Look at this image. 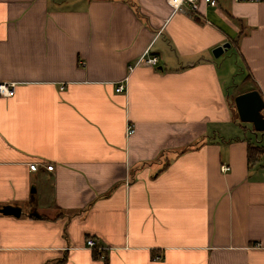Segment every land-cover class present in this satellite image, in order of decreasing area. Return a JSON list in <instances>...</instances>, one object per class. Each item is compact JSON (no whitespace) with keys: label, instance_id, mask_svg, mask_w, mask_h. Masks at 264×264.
<instances>
[{"label":"crops","instance_id":"1","mask_svg":"<svg viewBox=\"0 0 264 264\" xmlns=\"http://www.w3.org/2000/svg\"><path fill=\"white\" fill-rule=\"evenodd\" d=\"M0 83V264H264V0H0Z\"/></svg>","mask_w":264,"mask_h":264},{"label":"built area","instance_id":"2","mask_svg":"<svg viewBox=\"0 0 264 264\" xmlns=\"http://www.w3.org/2000/svg\"><path fill=\"white\" fill-rule=\"evenodd\" d=\"M221 0H168L169 4L172 6L174 10H181L185 7L190 8L192 11H198L202 5L206 6H212V7H218L220 5ZM234 1H245V0H234ZM250 1H258V0H250ZM141 61L146 62L152 66L157 65L159 61V56L158 55H151L147 54L146 56H143L141 58ZM14 89V84H7V83H0V93L4 95H10L13 92ZM126 86L125 83L122 82L120 83L116 90L119 92L125 91ZM136 128L133 123H129L127 125V132L129 135H132L135 132ZM29 167L32 171H36L39 168V163L38 162H32L29 164ZM46 168L48 170H53L54 164H47ZM221 169L223 171H226L229 169V166L227 165H222ZM87 247L88 248H93V249H98L102 250V246L99 245L97 239L95 238H89L87 239ZM105 255L100 254V259L105 260ZM159 258V257H158Z\"/></svg>","mask_w":264,"mask_h":264},{"label":"water","instance_id":"3","mask_svg":"<svg viewBox=\"0 0 264 264\" xmlns=\"http://www.w3.org/2000/svg\"><path fill=\"white\" fill-rule=\"evenodd\" d=\"M231 44L225 43L217 46L213 53L216 57H219L226 48L230 47ZM237 111L239 118L243 122H249L253 124L256 131L264 132V99L258 90H250L240 93L235 98ZM3 212L13 213L19 215L21 210L11 205H7L3 208Z\"/></svg>","mask_w":264,"mask_h":264},{"label":"rangeland","instance_id":"4","mask_svg":"<svg viewBox=\"0 0 264 264\" xmlns=\"http://www.w3.org/2000/svg\"><path fill=\"white\" fill-rule=\"evenodd\" d=\"M240 59V58H239ZM238 59V54H237V50L236 48H226L225 49V52L221 54L218 62L219 63H225L229 66L231 65H234L235 66V70L233 71V75H232V78L234 77V81L239 85V87H242L243 85L241 83L242 80H243V72H242V64L241 62L239 61ZM233 82L231 84H228V85H232ZM232 89V88H231ZM232 92V91H231ZM241 123V124H246L248 125L250 128L253 126L252 123H249V122H243L240 118L238 120V123ZM254 132L257 133V135L259 134V139H260V144H263L264 145V132L263 131H255ZM256 133H253L252 137L254 139L255 142H259V139L256 137ZM256 155H259V157H264V153H259L257 152Z\"/></svg>","mask_w":264,"mask_h":264},{"label":"trees","instance_id":"5","mask_svg":"<svg viewBox=\"0 0 264 264\" xmlns=\"http://www.w3.org/2000/svg\"><path fill=\"white\" fill-rule=\"evenodd\" d=\"M257 152L264 153V146L263 145L249 146V163H255L260 159L259 155H256Z\"/></svg>","mask_w":264,"mask_h":264}]
</instances>
